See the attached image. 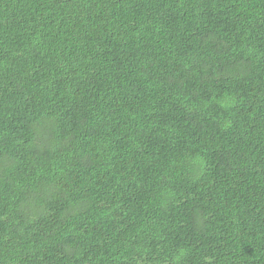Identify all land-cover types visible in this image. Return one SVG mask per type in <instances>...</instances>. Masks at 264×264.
Listing matches in <instances>:
<instances>
[{
    "label": "trees",
    "instance_id": "obj_1",
    "mask_svg": "<svg viewBox=\"0 0 264 264\" xmlns=\"http://www.w3.org/2000/svg\"><path fill=\"white\" fill-rule=\"evenodd\" d=\"M0 264H264V0H0Z\"/></svg>",
    "mask_w": 264,
    "mask_h": 264
}]
</instances>
